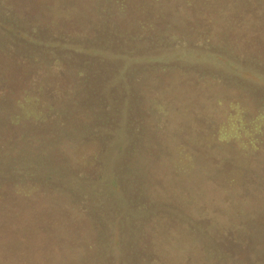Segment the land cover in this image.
Here are the masks:
<instances>
[{"label": "trees", "instance_id": "16d2710c", "mask_svg": "<svg viewBox=\"0 0 264 264\" xmlns=\"http://www.w3.org/2000/svg\"><path fill=\"white\" fill-rule=\"evenodd\" d=\"M0 264H264V0H0Z\"/></svg>", "mask_w": 264, "mask_h": 264}, {"label": "rangeland", "instance_id": "374dc122", "mask_svg": "<svg viewBox=\"0 0 264 264\" xmlns=\"http://www.w3.org/2000/svg\"><path fill=\"white\" fill-rule=\"evenodd\" d=\"M177 63H179V64H181V65H184V64H182V63H187V57H182V59H181V61L180 62H177ZM176 66H179V65H176ZM175 70H169V72L168 73H165V74H163V73H159V74H156V76H158V77H160V79H162L163 80V82H166L167 81V83H172V84H177V83H179V85L181 86V87H183L184 85H186V83H187V77H190V76H188L187 75V72H182V71H180V70H178V69H187V68H185V67H182V68H175V66L173 67ZM184 71V70H183ZM157 77V78H158ZM189 80L190 79H192V78H188ZM192 81V80H191ZM194 81V80H193ZM185 83V84H184ZM184 88H187V85L184 87ZM179 91V87L178 88H176L175 89V91ZM160 98H162V97H160ZM175 109L173 108L172 109V115H176V113H173V111H174ZM161 111L162 112H166V108H164V107H162V109H161ZM179 118H180V116H179ZM179 118H178V120H179ZM186 119V118H185ZM182 126H187V124H183Z\"/></svg>", "mask_w": 264, "mask_h": 264}]
</instances>
